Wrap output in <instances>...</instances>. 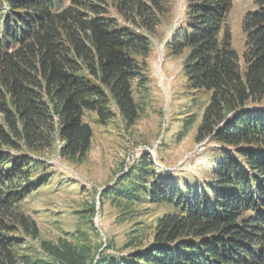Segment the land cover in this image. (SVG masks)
<instances>
[{"label":"trees","instance_id":"1","mask_svg":"<svg viewBox=\"0 0 264 264\" xmlns=\"http://www.w3.org/2000/svg\"><path fill=\"white\" fill-rule=\"evenodd\" d=\"M257 2L259 9L242 20V55L232 47L227 24L232 0H186L185 20L166 43L172 54L187 51L182 71L188 82L210 92L196 138L218 146L211 181L182 189L161 178L144 154L103 196L111 203L149 201L168 208L156 218L151 243L138 242L137 231L122 247L96 251L79 242L85 237L80 226L71 234L77 241H43L47 259L32 264H264V0ZM169 5L0 0V257L10 264L19 263L10 249L17 239L9 233L22 228L38 238L40 231L20 201L46 183L40 162L6 150L45 149L57 135L63 156L84 160L94 136L85 113L96 112L106 124L113 117L107 96L126 126H133L141 110L134 80L150 43L110 10L152 31Z\"/></svg>","mask_w":264,"mask_h":264},{"label":"rangeland","instance_id":"2","mask_svg":"<svg viewBox=\"0 0 264 264\" xmlns=\"http://www.w3.org/2000/svg\"><path fill=\"white\" fill-rule=\"evenodd\" d=\"M185 8L186 0H170L168 11L159 16L152 31L126 22L110 10L111 17L121 25L126 23L150 43L146 58L137 57L145 65L134 80V97L141 110L133 126H126L113 99L107 96L113 117L106 124L98 122L96 112L85 113L84 121L92 126L94 136L84 160L63 156L57 135L45 149L29 152L22 146L19 153L6 150L13 157L25 153L40 162L46 183L20 201L21 208L36 220L40 231L38 238L22 228L9 233L12 239H17L10 247L17 263L32 264L47 259L43 241L56 243L59 238L77 241L75 233L71 234L80 226L85 237L79 242L85 240L96 251L104 250L107 244L122 247L137 231L138 242L151 243L156 218L168 208L149 201L129 206L120 199L111 203V199L103 196L105 190L118 186L144 154L156 162L161 178L177 182L182 189L192 185L194 190L211 181L212 167L220 155L218 146L209 138L201 142L196 138L210 92L195 89L188 82L182 71L187 51L175 55L166 49L167 41L185 20ZM258 9L257 0H232L227 24L232 32V47L239 55L243 54L246 38L242 28L244 15ZM39 173L35 172L34 177ZM0 264L10 261L0 257Z\"/></svg>","mask_w":264,"mask_h":264}]
</instances>
